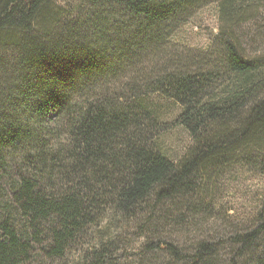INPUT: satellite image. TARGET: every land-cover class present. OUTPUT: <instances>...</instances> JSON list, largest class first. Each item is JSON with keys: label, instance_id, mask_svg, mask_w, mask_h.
Wrapping results in <instances>:
<instances>
[{"label": "trees", "instance_id": "trees-1", "mask_svg": "<svg viewBox=\"0 0 264 264\" xmlns=\"http://www.w3.org/2000/svg\"><path fill=\"white\" fill-rule=\"evenodd\" d=\"M201 1L206 0H86L81 20L59 32L53 29L57 24L43 20L49 0H0V48L10 49L15 61L0 62V153L23 150L42 176L23 177L13 191L22 225L5 210L0 218V264L26 263L45 223L53 225L47 254L62 258L69 242L95 221L98 199L114 215L130 217L153 193L161 201L186 193L212 163H224L243 149L261 153L264 61L244 58L230 37L220 40L225 78L180 71L154 90L180 106L175 122L196 144L178 163L148 147L133 106L115 108L89 96L101 78L118 73L116 64L133 66L142 47H163L180 10ZM214 1L231 30L239 16L264 6V0ZM84 90L86 103L75 113L70 105ZM65 143L68 165L61 153L47 151ZM259 234L230 239L241 246L239 258ZM153 247L178 264H214L218 256V244L208 241L187 255L169 243ZM103 249L94 248L90 264H105ZM251 255L250 262L233 264H264V246Z\"/></svg>", "mask_w": 264, "mask_h": 264}, {"label": "rangeland", "instance_id": "rangeland-1", "mask_svg": "<svg viewBox=\"0 0 264 264\" xmlns=\"http://www.w3.org/2000/svg\"><path fill=\"white\" fill-rule=\"evenodd\" d=\"M87 8L86 0H49L43 20L57 24L53 29L59 28L60 32L81 20ZM180 11L173 32L163 36V47H142V52L136 53L135 65L116 64L115 67L121 68L118 73L101 78L89 95L91 99L101 97L115 108L133 106L139 111L136 117L142 139L173 163L188 156L196 144L175 122L180 106L161 92H154L159 84L166 87L163 81L167 75L205 71L225 78L220 40L228 37L234 40L244 58L264 61L263 5H256L239 16L232 30L221 22L214 0L201 1ZM39 20L36 27L40 31L43 25H39ZM10 52L0 48V62L7 61L13 66L15 61L12 63ZM79 95L81 92L70 105L75 113L86 103V91L83 98ZM65 148L66 143L64 148L54 146L47 151L61 153V160L68 165L63 155ZM261 150L256 153L243 149L224 163H212L207 173L196 175L190 190L176 194L172 200L161 201L151 194L130 217L114 215L98 199L94 216L99 214L95 221L69 242L62 258H50L47 254L52 224L45 223L38 230L40 234L33 238L36 244L31 246L29 260L24 264H90L94 248H104L105 264H178L153 246L169 243L187 255L201 241L218 244L214 264L251 261V253H261L264 246V148ZM247 159H251L250 165ZM38 167L23 150L0 153V218L5 210L6 215H12L22 225V213L13 201V191L23 177L42 178ZM60 182H57L59 186ZM71 187L72 184L66 188ZM256 230L260 234L254 247L245 252L244 259L239 258L241 246L233 245L230 239Z\"/></svg>", "mask_w": 264, "mask_h": 264}]
</instances>
